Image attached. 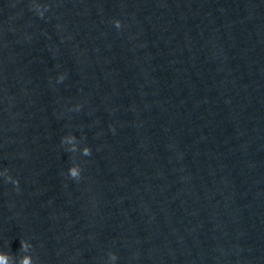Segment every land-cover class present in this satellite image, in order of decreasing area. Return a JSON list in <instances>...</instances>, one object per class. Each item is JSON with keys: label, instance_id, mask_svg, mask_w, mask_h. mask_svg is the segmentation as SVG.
I'll use <instances>...</instances> for the list:
<instances>
[{"label": "clouds", "instance_id": "clouds-1", "mask_svg": "<svg viewBox=\"0 0 264 264\" xmlns=\"http://www.w3.org/2000/svg\"><path fill=\"white\" fill-rule=\"evenodd\" d=\"M116 26L118 28L121 27V23H120L119 20L116 22ZM15 184H18V181L15 182ZM20 245H21L20 249L22 251L23 250H27L29 248H32V245H31V243L28 240H21L20 241ZM9 259H10V254L9 253L0 252V264H9ZM21 264H32L31 257L22 258Z\"/></svg>", "mask_w": 264, "mask_h": 264}]
</instances>
